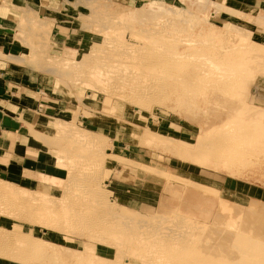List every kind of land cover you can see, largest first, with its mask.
<instances>
[{"label": "rangeland", "instance_id": "1", "mask_svg": "<svg viewBox=\"0 0 264 264\" xmlns=\"http://www.w3.org/2000/svg\"><path fill=\"white\" fill-rule=\"evenodd\" d=\"M154 1L127 7L114 0H64L57 46L51 25L37 14L21 20L27 48L21 63L42 81L47 118L29 132L37 163L18 179L0 177V232L20 234L19 246L36 242L39 256L17 257L21 247L0 245V264H138L128 255L130 241L146 256L144 244L162 239L165 228L163 243L172 247L187 233L207 235L217 227L243 234L249 212L264 220V0H160L188 29L167 16L154 17L155 24L131 20ZM154 51L163 56V70L150 65L155 57H142ZM144 77L157 91L146 94L148 104L135 106L128 89ZM84 135L92 147L82 142ZM79 169L94 179L91 185L79 179ZM72 214H95L104 224L71 229Z\"/></svg>", "mask_w": 264, "mask_h": 264}, {"label": "bare ground", "instance_id": "2", "mask_svg": "<svg viewBox=\"0 0 264 264\" xmlns=\"http://www.w3.org/2000/svg\"><path fill=\"white\" fill-rule=\"evenodd\" d=\"M197 1H199V0H197ZM200 6H202V5H200ZM212 6V5H211ZM168 10V9H167ZM165 10L164 9V6H163V4H162V2L160 1V0H155L154 1V3H151V4H145V6L143 7V8H139V9H137L136 11H134L133 13H131L130 14V18H131V20H137V21H140V20H144V21H146V20H150L152 23H156L157 21H158V19L159 18H157V19H155L156 17H159V16H162V17H164V16H167V17H170V18H172L173 20H176L177 19V16H175V15H173V13L171 12L172 10ZM175 14H176V12H175ZM178 14V13H177ZM186 14V13H185ZM184 13H183V15L182 16H186ZM187 14H188V12H187ZM129 15V14H128ZM171 15H172V17H171ZM189 15V14H188ZM129 17V16H128ZM155 17V18H154ZM162 17H160V19L162 20ZM190 17H192V16H190ZM126 18V17H125ZM124 19V18H123ZM129 19V18H128ZM140 19V20H139ZM151 19H153V21L151 20ZM186 19V18H185ZM193 19V18H192ZM191 19V21L193 22V20ZM263 19V18H262ZM130 20V19H129ZM155 20H156V22H155ZM178 20V19H177ZM174 21V24H176V27L178 28V29H184L183 27L185 26V21L184 22H182L181 20H179V21ZM256 21H258L257 19H256ZM143 22V21H142ZM159 22H161L160 20H159ZM152 23H151V25H152ZM165 23V22H164ZM163 23V24H164ZM257 23V22H256ZM262 23V22H261ZM166 24V23H165ZM165 24L163 25V26H161V29H162V27H164L163 29H166L165 28ZM169 24V23H168ZM167 24V25H168ZM258 24H259V21H258ZM167 28H168V26H166ZM171 27V26H170ZM169 27V28H170ZM185 27H187V26H185ZM174 28V27H173ZM239 30H240V32L242 31V32H244V28H242V27H237ZM162 29V30H163ZM175 29V28H174ZM173 29V30H174ZM177 29V32H179L180 33V30H178ZM187 29H188V27H187ZM237 29V30H238ZM162 30H160V32L162 31ZM187 31V30H186ZM246 31H248V30H246ZM160 32H158V31H156V35L158 36V33L160 34ZM162 32H165L166 33V31L164 30V31H162ZM182 33V32H181ZM162 34V33H161ZM244 34V33H243ZM248 35V34H247ZM246 35V36H247ZM160 36V35H159ZM166 38V37H165ZM249 38V37H248ZM167 39V38H166ZM164 41V40H163ZM168 41V40H167ZM150 46V45H149ZM155 47H156V45H154ZM153 46V47H154ZM163 46H161V48H162ZM141 49H142V47H140ZM166 48V47H165ZM164 49V47L162 48V50ZM250 49V48H249ZM159 50H160V48H159ZM168 50V51H167ZM171 50V49H170ZM146 51V53L148 52V50H145ZM168 52L169 53V47H167V49H165V50H163V52ZM165 52V54H167ZM148 53H150V51L148 52ZM151 53H153V52H151ZM155 51H154V54L153 55H145V53H144V55L142 56L143 58L145 57V56H147L149 59L151 58H153V57H155L154 55H155ZM157 54H159V51L157 52ZM161 55V53L159 54V55H156V57L158 58V59H156V57H155V59H153L152 61L154 62H152V63H150V65H153V64H156V65H158V67L159 66H161L162 64L165 66V63H162V57L160 56ZM164 55V54H163ZM158 56H160V58L158 57ZM141 57V58H142ZM150 59V60H151ZM169 64V63H168ZM172 65V64H171ZM163 66V67H164ZM168 66V65H167ZM174 66V65H173ZM169 67H170V65H169ZM155 69H157V68H155ZM159 69H160V67H159ZM159 69H157V70H159ZM162 70H163V68H161ZM160 69V70H161ZM169 69V68H168ZM168 69H166V70H168ZM226 69V68H225ZM159 70V71H160ZM165 70V69H164ZM165 70V71H166ZM234 70V69H233ZM233 70H230V73L233 71ZM243 71H244V69H242ZM170 71H172V68H171V70H169V72ZM220 71H222V70H220ZM163 72V71H162ZM168 72V71H167ZM219 72V71H218ZM223 72H224V70H223ZM237 72V71H236ZM236 72H234V73H236ZM154 73H156V71L154 72ZM165 73V72H164ZM220 73V72H219ZM225 74H226V71L224 72ZM229 73V74H230ZM233 73V74H234ZM238 73V72H237ZM159 74V73H158ZM166 74H168V73H165V75ZM171 74V73H170ZM232 74V73H231ZM244 74V73H243ZM154 75H156V74H154ZM169 75V74H168ZM168 75H166V76H168ZM173 74H171V76H172ZM178 76V75H177ZM231 76V75H230ZM236 76V75H235ZM234 76V77H235ZM149 77V76H148ZM240 77V76H239ZM246 77V76H245ZM171 78H173V77H171ZM175 78V77H174ZM173 78V79H174ZM230 78V77H229ZM232 78H233V76H232ZM145 79V80H144ZM144 79H142V81H140V84H139V86L137 85V88H131V89H128L130 92V96L128 97L129 98V100H131L133 103H134V105L135 106H137V105H141V106H144V105H146V104H148L149 102V100H147V99H145V97H148L149 98V96L147 95L146 96V94L148 93H152V91H153V93H154V91H157V88L155 87V88H152L153 87V85L151 86V84L149 85V84H147L146 82H145V84H144V82L143 81H146V77H144ZM147 79H150V78H147ZM155 79H156V77H155ZM240 79V78H239ZM152 80V79H151ZM157 80V79H156ZM170 80H172V79H170ZM229 80V79H228ZM179 81H181L180 79H179ZM178 81V82H179ZM185 81V80H184ZM221 81V80H220ZM219 81V82H220ZM230 81V80H229ZM241 81V80H240ZM98 82H100V83H102L103 81H98ZM175 83H176V81H174ZM150 83V82H149ZM158 83V82H157ZM225 83H226V81H225ZM224 83V84H225ZM227 83H228V81H227ZM249 83V82H248ZM162 84V83H161ZM182 84V83H181ZM243 84V83H242ZM160 85V84H159ZM159 85L157 86V87H159ZM165 85V84H164ZM154 86H156V85H154ZM161 86H163V85H161ZM160 86V87H161ZM186 86V85H185ZM184 86V87H185ZM248 86V85H247ZM165 87V86H164ZM166 87H167V85H166ZM190 86H187V88H189ZM163 88V87H162ZM186 88V87H185ZM185 88L183 89V92H187V91H185ZM186 88V89H187ZM193 87H191L189 90H191ZM154 89H156V90H154ZM158 89H160V88H158ZM166 89H168V88H166ZM194 89V94L195 93H198V92H195V90H196V88H193ZM193 89L191 90V91H193ZM188 90V89H187ZM197 90H198V88H197ZM190 91V92H191ZM233 91V90H232ZM262 91H264L263 89H262ZM158 92H159V90H158ZM161 92H162V90H161ZM160 92V93H161ZM166 92V91H165ZM190 92H188V93H190ZM229 92V91H228ZM156 93V92H155ZM188 93H187V95H188ZM192 93V92H191ZM230 93V92H229ZM185 94V93H184ZM263 96H264V94L263 93H261ZM187 95H185V97L187 96ZM203 95V94H202ZM253 95V94H252ZM252 95H251V97H252ZM158 96H160V95H158ZM195 96V95H194ZM201 96V95H200ZM260 96V95H259ZM258 96V97H259ZM122 97V96H121ZM254 97V96H253ZM124 98H126V97H124ZM152 98V97H151ZM166 98H167V95H166ZM179 98H181V97H179ZM167 99H169V97L167 98ZM250 99H252V98H249V102H251L250 101ZM260 99V98H259ZM123 100V99H122ZM124 100H126V99H124ZM179 100V99H178ZM255 100V99H254ZM253 100V101H254ZM261 100V99H260ZM263 101H264V98L262 99ZM128 101V100H127ZM150 101H152V100H150ZM257 101V100H256ZM180 102H183V101H180ZM190 102V101H189ZM259 102V101H258ZM260 103H262L263 104V102H260ZM132 104V103H131ZM181 104V103H180ZM179 104V105H180ZM188 104V103H187ZM187 104H185L186 106H187ZM181 106H183V105H181ZM188 107V106H187ZM190 108V107H189ZM188 108V109H189ZM196 108V107H195ZM194 108V109H195ZM225 111V110H224ZM234 111H236V110H234ZM196 117V116H195ZM194 117V118H195ZM232 124V123H231ZM246 126L248 125V123L247 124H245ZM254 125V124H253ZM226 126V125H225ZM236 126V125H235ZM241 128H243V126L242 127H240V128H237V130L238 129H241ZM249 128V127H248ZM250 128H253V127H250ZM225 129V128H224ZM235 129V128H234ZM233 129V130H234ZM244 129V128H243ZM222 130V129H221ZM228 130V129H227ZM226 130V131H227ZM246 130V129H245ZM252 130V129H251ZM250 130V131H251ZM253 130H255V129H253ZM236 131V130H235ZM244 131V130H243ZM243 131H242V133H243ZM233 132V131H232ZM239 132H241L240 130H239ZM246 132V131H245ZM248 133H249V131H247ZM247 132H246V134H247ZM231 133V132H230ZM237 133V132H236ZM227 133H225V135H226ZM235 134V133H234ZM238 134V133H237ZM236 135V134H235ZM240 135H241V133H240ZM248 136H250V134H247ZM228 136V135H227ZM238 136H239V134H238ZM247 136V137H248ZM218 137H219V135H218ZM224 137V136H223ZM237 137V136H236ZM239 137H241V136H239ZM238 137V138H239ZM242 137H244V136H242ZM247 137H244L245 139L247 138ZM82 138V142H85V143H88L89 144V146L90 147H92L93 146V140L92 139H90V138H88L86 135H84V136H82L81 137ZM217 138V137H216ZM227 138V137H226ZM234 138L235 137H233L232 139H233V141H234ZM250 138V137H249ZM249 138H247L246 140L247 141H249ZM223 139V138H222ZM241 139V138H240ZM252 139V138H251ZM250 139V140H251ZM228 140V139H227ZM216 141H217V139H216ZM218 141H219V138H218ZM238 141V140H237ZM252 141V140H251ZM214 142V141H213ZM235 142V141H234ZM245 141H243L242 140V142H240V144L241 143H244ZM229 143V142H228ZM236 143V142H235ZM249 143H250V141H249ZM212 144V143H211ZM218 144V143H217ZM229 144H232L231 145V148L230 149H235L236 150V148H234L233 146H234V143L232 142L231 143V141H230V143ZM248 144V143H247ZM252 144V143H251ZM215 145V144H214ZM237 145V144H236ZM243 145V144H242ZM249 145V144H248ZM206 146H207V144H206ZM212 146H213V144H212ZM217 146V145H216ZM229 146V145H228ZM240 146V145H239ZM245 146V145H244ZM249 146H251V145H249ZM255 146V145H254ZM221 147V146H220ZM233 147V148H232ZM204 148H206V147H204ZM208 148V147H207ZM240 148V147H239ZM238 148V149H239ZM245 148V147H244ZM217 149H218V147H217ZM237 149V150H238ZM240 149H242L243 150V148H240ZM246 149H249V147L248 148H246ZM202 150H204V152L207 150L208 151V149H202ZM210 150V149H209ZM216 150V149H215ZM223 150V149H222ZM218 151H220V148H219V150ZM230 151H233V150H230ZM239 151V150H238ZM244 151V150H243ZM242 151V152H243ZM210 152V151H209ZM234 152V151H233ZM236 152V151H235ZM244 153V152H243ZM245 153H246V151H245ZM241 154V153H240ZM246 154H248V151H247V153ZM252 154V153H251ZM229 155V154H228ZM248 155H250V154H248ZM230 157V156H229ZM229 157H228V159H229ZM238 157V156H237ZM224 158V157H223ZM243 158V157H242ZM231 159V158H230ZM237 159V158H236ZM243 161V160H242ZM241 161V162H242ZM249 161V160H248ZM233 162V161H232ZM234 163V162H233ZM246 163V162H245ZM244 163V166L246 165ZM235 164V163H234ZM239 164V163H238ZM230 166V165H229ZM228 167V166H227ZM233 167V166H232ZM246 167V166H245ZM243 168V167H242ZM83 170V169H82ZM82 170H78V173L79 174H81L80 175V180H82V181H84L87 185H91L92 183H93V181H94V179L93 178H89V179H87L86 178V175L84 176L83 175V171ZM67 178H69V180H70V182L72 183V182H74L75 180H74V178L72 177V176H68ZM69 185H70V183H69ZM94 193H92V195H93ZM100 195V194H99ZM101 196V195H100ZM102 197V196H101ZM8 203V202H7ZM31 206H32V204H31ZM33 207H35V205L33 206ZM32 208V207H31ZM35 208H37V207H35ZM261 209V208H260ZM41 210V209H40ZM2 211H4V210H2ZM248 211V210H247ZM250 211V210H249ZM248 211V212H249ZM261 211V210H260ZM247 212V213H248ZM7 213V212H6ZM255 213V212H254ZM259 214V213H258ZM89 216H81V215H79V214H72L71 216L69 215V217H70V219H69V217H68V219H69V223H70V225H71V229H74L73 227H76V226H84V227H91L90 228V230H92V227L93 228H95V227H99L100 225H102L101 223H103L102 221H101V218L99 217V216H96L95 214L94 215H90V214H88ZM7 216V215H6ZM13 217V216H12ZM16 217V216H15ZM246 217V216H245ZM18 218V217H17ZM46 219V218H45ZM47 220V219H46ZM220 220V219H219ZM173 222L175 221V220H172ZM177 221V220H176ZM244 221V220H243ZM106 222V221H105ZM116 222H118L117 220L115 221V223ZM172 222V223H173ZM215 222H217V221H215ZM245 223L243 224V226H242V232L241 233H243V234H235V233H232L231 231H227V229H223L222 230V228L221 229H219L218 227L217 228H213V230H211V232L210 231H208L209 233L207 234V235H205V234H202V233H196L195 231V233H192V234H188L187 233V235L185 234L184 236L185 237H183L180 241H175L176 243H175V245L174 246H172V247H168V246H166L163 242V237L165 236V234H166V232H165V229L163 230L164 232H165V234H164V232L162 231V230H159V233L160 232H163V233H161V234H163L162 236V239H160V238H158L159 240H155V241H153L152 239L154 238V236H155V234L158 232V230L156 229V227H155V229L157 230L156 231V233H154L153 232V238H151V240L153 241V242H155L154 244H152V245H147V243H145L144 245H145V247H144V249L146 250V256H141L139 253H138V250L140 249V246L139 245H141L140 243L139 244H137V242H135L134 240H131L130 241V246H129V244L128 245H126V246H129L128 248H126V246H125V248L126 249H128V251L127 252H129L128 253V255H130L131 256V258L135 261V262H138V264H264V224H263V222H264V220L260 217V218H258L255 214H252V213H248V217L247 218H245V221H244ZM66 223H68V221H65V225L66 226H69V225H67ZM171 223V222H170ZM256 223H258V224H260V226L258 225V226H253L254 224H256ZM62 224V223H61ZM104 224V223H103ZM168 224H169V222H168ZM45 227H47V228H49V229H53V230H59V231H61V227H59V226H56V227H52V226H49L48 224H43ZM63 225V224H62ZM111 225V224H110ZM119 225V224H118ZM65 226V227H66ZM106 226V225H105ZM112 226V225H111ZM120 226V225H119ZM178 226V225H177ZM213 226V225H212ZM215 226V225H214ZM58 227V228H57ZM107 227V226H106ZM171 227H172V225H171ZM171 227H169L170 229H171ZM80 228V227H79ZM115 228H117V227H115ZM160 228V227H159ZM176 228V227H175ZM67 229V228H66ZM82 229H84V228H82ZM98 229V228H97ZM113 229V228H112ZM118 229V228H117ZM126 230V232H128L127 231V229L125 228V227H123V230ZM154 229V228H153ZM170 229H167L168 231L170 230ZM174 229V228H173ZM70 230V229H69ZM69 230H68V232H69ZM88 230V229H87ZM172 230V229H171ZM175 230V229H174ZM180 230H182V229H180ZM185 230V229H184ZM210 230V229H209ZM82 231V230H81ZM94 231V230H93ZM71 232V231H70ZM91 232V231H90ZM118 232V231H117ZM179 232H181V231H179ZM183 232V231H182ZM207 232V231H206ZM235 232V231H234ZM237 232H238V230H237ZM236 232V233H237ZM240 232V231H239ZM119 233V232H118ZM125 233V232H124ZM152 233V232H151ZM176 233V232H175ZM71 234V233H70ZM91 234H92V232H91ZM94 234V233H93ZM120 234V233H119ZM131 234V233H130ZM174 234V233H173ZM182 234V233H181ZM121 235H123V234H121ZM125 235V234H124ZM124 235L122 236V238H121V240L123 239V240H125V241H127L126 240V237L124 238ZM127 235V234H126ZM152 235V234H151ZM20 236V234L19 235H16L15 234V236H9V235H6V232H5V234L2 232H0V245L2 246H4V247H9L8 249H10L11 247V249H13V246L12 245H18L17 243H19V240H18V237ZM113 236H116L115 238H117V233H115V231H113ZM168 236V235H167ZM175 236H176V234H175ZM118 237H121L120 235H118ZM139 237V236H138ZM152 237V236H151ZM159 237H160V235H159ZM166 237V236H165ZM96 238V237H95ZM139 238H141V237H139ZM170 238H175L174 236L173 237H170ZM133 239H135V237L133 238ZM142 239V238H141ZM33 240V239H32ZM121 240H118L117 239V242L118 241H121ZM102 241V240H101ZM141 242H142V240H141ZM36 243V242H35ZM35 243H33V241H31V242H29V243H27V244H25V245H21V246H19V247H21L20 249H18V251H20V252H18V254L16 253V256L17 255H26V257H27V255H28V257H29V259H33V255L35 256V254H38L39 253V250H37V247H38V245L37 244H35ZM127 243V242H126ZM104 244V243H103ZM112 244V243H111ZM121 244V243H120ZM123 245V244H122ZM121 245V246H122ZM143 245V246H144ZM18 246H16V247H18ZM142 246V245H141ZM15 248V247H14ZM124 248V249H125ZM121 249H123V248H121ZM126 249H125V251H126ZM14 250V249H13ZM16 250V249H15ZM14 250V251H15ZM1 251V250H0ZM124 251V252H125ZM137 251V252H136ZM10 252V251H9ZM90 252H91V250H90ZM119 252L120 253H122V254H126V253H124L123 252V250L121 251V250H119ZM118 252V253H119ZM1 253V252H0ZM7 253V252H6ZM14 253V252H13ZM35 253V254H34ZM121 254V255H122ZM127 255V254H126ZM1 256V255H0ZM14 257H15V255H13ZM13 256L11 255H6L5 254V257L6 258H13ZM38 256H39V254H38ZM4 257V256H3ZM18 257V256H17ZM25 257V258H26ZM35 257H37V256H35ZM21 258V257H20ZM23 258H24V256H23ZM38 258V257H37ZM115 258V257H114ZM22 259V258H21ZM28 259V258H27ZM26 259V260H27ZM116 259H118V258H116ZM35 260V259H34ZM119 260V259H118ZM24 261V260H23ZM35 261H37V260H35ZM34 262V261H33ZM35 263V262H34ZM89 264H91L90 262H89Z\"/></svg>", "mask_w": 264, "mask_h": 264}, {"label": "crops", "instance_id": "3", "mask_svg": "<svg viewBox=\"0 0 264 264\" xmlns=\"http://www.w3.org/2000/svg\"><path fill=\"white\" fill-rule=\"evenodd\" d=\"M114 1L132 7L148 0ZM63 2L0 0V177L3 179H18L20 172L37 163L34 139L29 132L47 118L41 114L47 102L44 97H48L42 81L35 71L21 63L27 50L21 20L26 13L37 14L40 21L51 25L50 41L57 46L64 30L59 21Z\"/></svg>", "mask_w": 264, "mask_h": 264}]
</instances>
